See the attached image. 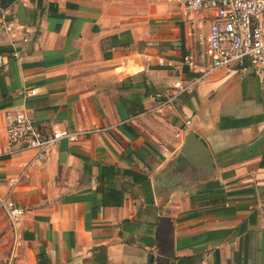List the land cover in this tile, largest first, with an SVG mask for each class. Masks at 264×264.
<instances>
[{"label":"crops","instance_id":"1","mask_svg":"<svg viewBox=\"0 0 264 264\" xmlns=\"http://www.w3.org/2000/svg\"><path fill=\"white\" fill-rule=\"evenodd\" d=\"M4 7L0 199L22 212L11 219L0 208V264H100L96 247L105 264H264V82L217 69L161 112H145L173 79L195 77L181 62L195 39L176 3ZM20 111L68 130L112 128L60 141L25 166L32 151L3 152L4 114ZM185 137L188 162L178 157ZM104 165L123 192L119 206L99 204Z\"/></svg>","mask_w":264,"mask_h":264},{"label":"built area","instance_id":"2","mask_svg":"<svg viewBox=\"0 0 264 264\" xmlns=\"http://www.w3.org/2000/svg\"><path fill=\"white\" fill-rule=\"evenodd\" d=\"M7 1V0H6ZM0 0V27L3 32L11 30L4 2ZM180 11V22L188 37H194L193 52L184 54L181 62L195 74L190 80L175 78L168 92L145 112L159 113L169 106L174 97L190 91L192 86L214 70L234 73L240 78L251 74L264 82V0H170ZM5 58L0 53V67ZM35 94V89L24 92ZM187 123V121L185 122ZM112 126H92L68 130L41 123L24 111L4 114V154L11 156L32 151L25 165L39 162L51 147L60 141L75 142L92 134L109 130ZM20 175L8 178L14 185ZM0 208L9 218L21 214V209L7 197L0 199ZM204 264V263H200Z\"/></svg>","mask_w":264,"mask_h":264},{"label":"trees","instance_id":"3","mask_svg":"<svg viewBox=\"0 0 264 264\" xmlns=\"http://www.w3.org/2000/svg\"><path fill=\"white\" fill-rule=\"evenodd\" d=\"M4 4V3H3ZM114 168L110 165L101 166L96 178V190L100 193L99 204L101 206H119L122 203L123 192L113 184ZM95 260L105 264V255L102 247H96Z\"/></svg>","mask_w":264,"mask_h":264},{"label":"water","instance_id":"4","mask_svg":"<svg viewBox=\"0 0 264 264\" xmlns=\"http://www.w3.org/2000/svg\"><path fill=\"white\" fill-rule=\"evenodd\" d=\"M3 1H6V0H2V2H3ZM186 137H187L188 139H190V142H191V139L193 138L191 132H188L187 135H186ZM186 137H185V139H184V140H185V143L183 144V147H182V149L180 150V154L178 155V157H179V156H183L182 158H183L184 162H188V161L191 160V157L185 155V151H184V147H188V143H189ZM193 139H194V138H193ZM196 141H197V143H198L199 145H201L198 139H197ZM189 144H190V143H189ZM182 158H181V159H182Z\"/></svg>","mask_w":264,"mask_h":264}]
</instances>
